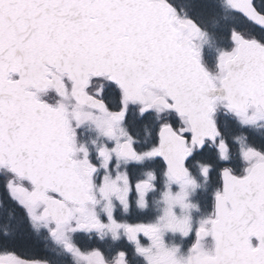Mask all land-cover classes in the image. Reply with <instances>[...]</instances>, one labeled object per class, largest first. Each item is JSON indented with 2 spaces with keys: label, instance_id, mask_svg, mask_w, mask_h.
<instances>
[{
  "label": "snow or ice",
  "instance_id": "6c2138e0",
  "mask_svg": "<svg viewBox=\"0 0 264 264\" xmlns=\"http://www.w3.org/2000/svg\"><path fill=\"white\" fill-rule=\"evenodd\" d=\"M0 264H264V0H0Z\"/></svg>",
  "mask_w": 264,
  "mask_h": 264
}]
</instances>
